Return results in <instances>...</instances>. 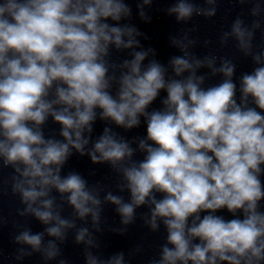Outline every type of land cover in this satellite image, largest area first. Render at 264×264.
Instances as JSON below:
<instances>
[{"label":"clouds","instance_id":"9594fccd","mask_svg":"<svg viewBox=\"0 0 264 264\" xmlns=\"http://www.w3.org/2000/svg\"><path fill=\"white\" fill-rule=\"evenodd\" d=\"M130 11L123 0H0V157L19 174L13 177L14 191L27 205L25 212L50 225L45 229L50 237L63 239L64 230L75 226L54 208L52 189L67 194L79 218L91 215L98 221V194L79 174L62 178L61 167L71 149L85 153L89 138L84 133H91L97 109L102 120L126 129L144 117L142 161H132L134 149L107 127L88 152L93 163L109 162L123 175L130 202L110 192L105 196L117 205L122 222H131L137 207L151 206V228L157 229L160 219L167 229L158 264H262L264 212L258 207L264 200V66L242 75L239 103L231 79L234 65L228 61L213 69L226 78L202 88L204 77L196 69L204 63L211 68L214 60L174 57L170 63L178 78L166 80L167 70L157 61L142 67L148 52L139 51L119 65L127 71L117 80L108 75L110 67H117L105 59L109 48H132L138 33L108 21H120ZM194 11L200 12L187 0L170 9L178 20ZM232 34L247 52L252 33L239 19ZM253 59L261 63V56ZM113 82L118 84L115 95ZM161 90L166 92L163 108L149 112ZM49 116L61 126L63 140L45 138L41 126ZM222 209L234 218L217 215ZM87 235L86 228L80 229L77 242ZM16 240L39 251L43 233L26 230ZM44 254L49 259L58 254L54 242ZM87 259L98 264L91 254ZM122 262L120 254L107 264Z\"/></svg>","mask_w":264,"mask_h":264},{"label":"water","instance_id":"95a60500","mask_svg":"<svg viewBox=\"0 0 264 264\" xmlns=\"http://www.w3.org/2000/svg\"><path fill=\"white\" fill-rule=\"evenodd\" d=\"M123 2L130 8V15L120 21L109 19L108 22L112 25L134 27L138 33L134 35V39L138 44L130 49L119 50L110 46L109 55L105 59L110 65L115 64L117 67H110L108 75H115L117 80L122 71H127L119 65L125 60L133 59V53L139 51L148 52L142 67L152 60L157 61L167 70L166 80L178 78L175 77L170 63L174 57H185L190 62L194 59L202 62L207 59L214 60L211 68L204 63L196 69V75L204 77L202 88L216 86L226 78L220 72L214 73L213 69H219L223 62L228 61L234 65L231 79L236 84V100L239 103L242 75L250 74L256 67L264 66V0H213L212 3L208 0H187L200 12L194 11L192 16L185 20H178L176 14L170 12L179 0H150L148 4H145L144 0ZM257 8L258 12L253 14V10ZM212 9L215 10L214 15L205 14ZM238 19L242 21V27L252 33L247 52L241 49L239 41L232 34V27ZM257 55L261 56L260 64L253 59ZM188 74L185 72L183 76ZM117 89L118 84L113 82L110 88L113 95ZM165 98L166 92L161 90L147 110L151 112L162 109V100ZM249 101L251 102V98ZM106 127L134 149L132 161H142L146 155L139 149V141L147 137L144 117H140L138 126L126 129L110 120H102L100 110L97 109L91 133H84V137L89 138L85 153L81 155L71 149V155L61 167L60 175L63 178L70 173L79 174L86 181L87 187L95 190L101 201L99 219L93 222L91 215L79 218L67 202V194H60L56 189H52L50 196L55 198L54 208L59 211L61 218L75 224L74 227L64 230L63 239L48 236L45 229L50 225L43 224L32 213L25 212L27 205L22 202L20 193L13 189V177L18 178L19 174L12 165L5 166L3 157H0V264H88V254L95 257L98 264H107L110 259L120 254L123 255L122 264H158L162 247L167 245V229L163 221L158 219V227L153 230L149 223L151 206L144 204L135 209L132 221L124 224L117 211V205L105 199L110 192L122 197L124 202H130V192L124 187L126 182L122 173L109 162L93 163L88 155ZM60 128L51 116L41 126L46 139L63 140ZM261 168L264 169V165H261ZM260 180L264 185V171ZM162 195L156 193L157 199L162 198ZM258 210L264 212V200L259 202ZM216 214L225 219L234 218L226 209L219 210ZM238 215L242 216V213ZM82 228L88 230V235L84 241L77 242V233ZM26 230L31 234L43 233L39 251L33 250L30 245L17 242L16 237ZM49 241L54 242L58 249V254L51 259L44 254Z\"/></svg>","mask_w":264,"mask_h":264}]
</instances>
